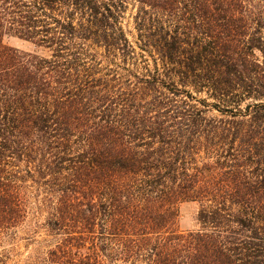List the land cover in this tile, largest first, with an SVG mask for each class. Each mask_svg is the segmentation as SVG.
I'll return each instance as SVG.
<instances>
[{
    "label": "trees",
    "instance_id": "obj_1",
    "mask_svg": "<svg viewBox=\"0 0 264 264\" xmlns=\"http://www.w3.org/2000/svg\"><path fill=\"white\" fill-rule=\"evenodd\" d=\"M31 200V263L264 264V0H0V239Z\"/></svg>",
    "mask_w": 264,
    "mask_h": 264
},
{
    "label": "rangeland",
    "instance_id": "obj_2",
    "mask_svg": "<svg viewBox=\"0 0 264 264\" xmlns=\"http://www.w3.org/2000/svg\"><path fill=\"white\" fill-rule=\"evenodd\" d=\"M133 13V11H132ZM132 13L127 15L125 24L129 32L134 35ZM5 44L23 51H33L35 46L18 36H7ZM29 215L24 224L10 236L0 239V252L6 255V264H37L31 259L44 257L48 250L57 242L55 236L45 228L46 213H39L35 208V200H31ZM201 204L198 202H184L180 205L178 230L181 232L198 230L201 228L199 211Z\"/></svg>",
    "mask_w": 264,
    "mask_h": 264
}]
</instances>
